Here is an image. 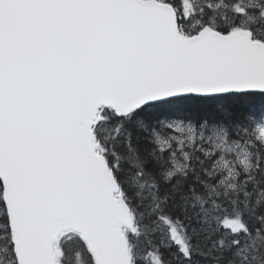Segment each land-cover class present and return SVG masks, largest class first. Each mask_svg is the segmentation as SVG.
<instances>
[{
    "label": "snow or ice",
    "instance_id": "obj_1",
    "mask_svg": "<svg viewBox=\"0 0 264 264\" xmlns=\"http://www.w3.org/2000/svg\"><path fill=\"white\" fill-rule=\"evenodd\" d=\"M0 264H264V0H0Z\"/></svg>",
    "mask_w": 264,
    "mask_h": 264
}]
</instances>
